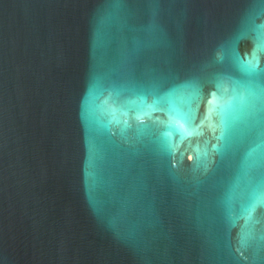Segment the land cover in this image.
<instances>
[{"label": "water", "instance_id": "water-1", "mask_svg": "<svg viewBox=\"0 0 264 264\" xmlns=\"http://www.w3.org/2000/svg\"><path fill=\"white\" fill-rule=\"evenodd\" d=\"M0 264H264V0H0Z\"/></svg>", "mask_w": 264, "mask_h": 264}]
</instances>
